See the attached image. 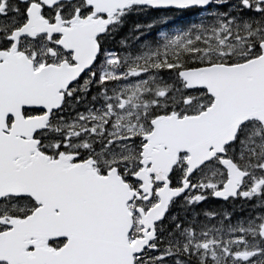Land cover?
<instances>
[{
	"label": "snow or ice",
	"instance_id": "obj_1",
	"mask_svg": "<svg viewBox=\"0 0 264 264\" xmlns=\"http://www.w3.org/2000/svg\"><path fill=\"white\" fill-rule=\"evenodd\" d=\"M0 264H264V0H0Z\"/></svg>",
	"mask_w": 264,
	"mask_h": 264
}]
</instances>
